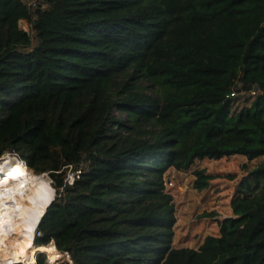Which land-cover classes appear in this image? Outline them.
I'll use <instances>...</instances> for the list:
<instances>
[{
	"label": "trees",
	"instance_id": "obj_1",
	"mask_svg": "<svg viewBox=\"0 0 264 264\" xmlns=\"http://www.w3.org/2000/svg\"><path fill=\"white\" fill-rule=\"evenodd\" d=\"M4 152L48 173L37 243L74 264H264V160L197 248L172 245L164 190L170 167L264 156V0H0Z\"/></svg>",
	"mask_w": 264,
	"mask_h": 264
},
{
	"label": "rangeland",
	"instance_id": "obj_2",
	"mask_svg": "<svg viewBox=\"0 0 264 264\" xmlns=\"http://www.w3.org/2000/svg\"><path fill=\"white\" fill-rule=\"evenodd\" d=\"M25 2L32 4L35 0H25ZM19 26L24 30H31L30 24L25 20H20ZM115 112L118 115V112ZM4 155L14 156L17 153L7 152ZM4 155L0 156V160H2L1 158ZM263 160L264 156L249 160L243 155H231L218 159H196L184 171H179L171 167L168 168L164 175V190L172 195L174 204L175 223L173 226L174 235L172 245L174 247L197 248L207 235H219V226L216 220L231 215L227 206L229 204L231 206V199L235 194L237 183L250 169L257 166ZM196 169H202L206 174L211 176L208 186L200 191L192 187L195 179L194 171ZM32 172L35 173L34 171ZM44 175L51 184L48 173L45 172ZM53 190L55 189L53 188ZM55 194H57L56 191H54L51 199H53ZM24 212V205H20L15 207L14 215H21ZM209 212H213L214 215L202 216L203 213ZM34 234L35 226L33 228L32 239L34 245H48L52 241L37 243L38 237L34 238ZM65 253L67 256L65 255V258L60 259L54 264H74L73 260L68 256L69 254L67 252ZM41 254L44 255V264H49L48 256L45 253Z\"/></svg>",
	"mask_w": 264,
	"mask_h": 264
},
{
	"label": "bare ground",
	"instance_id": "obj_3",
	"mask_svg": "<svg viewBox=\"0 0 264 264\" xmlns=\"http://www.w3.org/2000/svg\"><path fill=\"white\" fill-rule=\"evenodd\" d=\"M1 159L0 264H33L37 254L41 253L48 256L49 264L58 262L64 254L53 243L34 245L32 242L33 228L35 226L34 238H37L40 222L37 221L50 204L55 190L44 173H33L18 155H4ZM20 205L25 207L24 214L14 215L15 207Z\"/></svg>",
	"mask_w": 264,
	"mask_h": 264
},
{
	"label": "built area",
	"instance_id": "obj_4",
	"mask_svg": "<svg viewBox=\"0 0 264 264\" xmlns=\"http://www.w3.org/2000/svg\"><path fill=\"white\" fill-rule=\"evenodd\" d=\"M251 92L254 93L253 90ZM231 94L233 95L234 93H231ZM79 174H80V169H75V170L69 169L67 171V176H66L67 182L72 183L74 181V179L79 177ZM41 235H42V233L39 231V227H38V229L36 230V236L39 237ZM19 264H26V263L20 262ZM33 264H38V260H35V262Z\"/></svg>",
	"mask_w": 264,
	"mask_h": 264
},
{
	"label": "crops",
	"instance_id": "obj_5",
	"mask_svg": "<svg viewBox=\"0 0 264 264\" xmlns=\"http://www.w3.org/2000/svg\"><path fill=\"white\" fill-rule=\"evenodd\" d=\"M228 207V210H230V212H231V215H232V210H231V206H230V204H229V206H227ZM231 215H229V216H231ZM216 236H217V234H215ZM59 251V250H58ZM61 252V251H60ZM63 254H64V258H65V255H66V253L65 252H62ZM67 256V255H66Z\"/></svg>",
	"mask_w": 264,
	"mask_h": 264
},
{
	"label": "water",
	"instance_id": "obj_6",
	"mask_svg": "<svg viewBox=\"0 0 264 264\" xmlns=\"http://www.w3.org/2000/svg\"><path fill=\"white\" fill-rule=\"evenodd\" d=\"M5 153H7V152H4V153H2L1 155H4ZM45 173V172H44ZM55 189V188H54ZM55 196H56V194L54 195V197H53V199L55 198ZM53 199L51 200V202L53 201ZM50 202V203H51ZM49 206V205H48ZM51 243H53L54 244V242L53 241H51ZM55 246V245H54Z\"/></svg>",
	"mask_w": 264,
	"mask_h": 264
},
{
	"label": "clouds",
	"instance_id": "obj_7",
	"mask_svg": "<svg viewBox=\"0 0 264 264\" xmlns=\"http://www.w3.org/2000/svg\"><path fill=\"white\" fill-rule=\"evenodd\" d=\"M20 159V158H19ZM22 160V159H21ZM23 161V160H22ZM23 163H24V161H23ZM24 165L26 166V164L24 163ZM27 167V166H26Z\"/></svg>",
	"mask_w": 264,
	"mask_h": 264
}]
</instances>
